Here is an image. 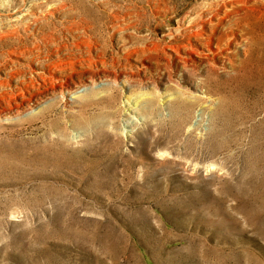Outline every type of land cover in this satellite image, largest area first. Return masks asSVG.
Here are the masks:
<instances>
[{"label": "rangeland", "instance_id": "obj_1", "mask_svg": "<svg viewBox=\"0 0 264 264\" xmlns=\"http://www.w3.org/2000/svg\"><path fill=\"white\" fill-rule=\"evenodd\" d=\"M0 264H264V0H0Z\"/></svg>", "mask_w": 264, "mask_h": 264}, {"label": "bare ground", "instance_id": "obj_2", "mask_svg": "<svg viewBox=\"0 0 264 264\" xmlns=\"http://www.w3.org/2000/svg\"><path fill=\"white\" fill-rule=\"evenodd\" d=\"M207 1V0H206ZM238 1V0H237ZM223 2V1H222ZM210 3V2H209ZM241 3V2H240ZM208 4V3H207ZM213 4H214V1H213ZM219 5V4H218ZM223 5V4H222ZM230 5V4H229ZM215 6H216V4H215ZM237 6V5H236ZM210 7V6H209ZM229 7V6H228ZM238 7H241V6H238ZM207 8V6L205 7V9ZM216 8V7H215ZM215 8H213V9H215ZM212 9V8H211ZM228 9V8H227ZM226 9V10H227ZM230 9H232V8H230ZM225 10V11H226ZM240 10V9H239ZM235 11V14H239V12L240 11ZM199 11H201V9L199 10ZM204 11H206V10H204ZM208 11H209V9H208ZM223 11V10H222ZM195 12H197V11H195ZM216 12V11H215ZM206 13V12H205ZM233 12H224L222 15H220L219 14V16L217 17V16H215V19H216V22L214 23V25H216V26H218V27H222L221 26V24L223 23V21L224 20H226L227 18H228V16L230 15V14H232ZM195 14V13H194ZM199 14V13H198ZM214 14V13H213ZM210 15V14H209ZM194 16V15H193ZM197 16V15H196ZM204 17H205V15H204ZM208 17V16H207ZM194 19H196L195 17H194ZM212 19V18H211ZM234 19H235V17H234ZM236 19H237V17H236ZM193 20V19H192ZM203 20V19H202ZM209 20V19H208ZM229 20V19H228ZM192 22V21H191ZM230 22V21H229ZM231 22H232V20H231ZM197 23V22H196ZM199 23V22H198ZM204 23V22H203ZM195 24V23H194ZM201 24V23H200ZM199 25V24H198ZM208 25V24H207ZM212 25V24H211ZM222 25H224V24H222ZM241 25V24H240ZM196 27V26H195ZM213 28V27H212ZM228 28H229V26H228ZM234 29H232V28H229V32H230V35L229 36H227L228 38H226L227 40H226V43L228 44L229 42H230V40L231 41H233V38H234V36H236L235 35V33L234 32H237V30H239V28H238V26H235V27H233ZM200 29V28H199ZM209 29V28H208ZM205 30V29H204ZM240 31H241V29H240ZM199 32V31H198ZM211 32H213L212 34L211 33H209L208 35L209 36H204L203 37V39H202V41L200 40H196V38H195V41L197 42H195V44H191V46L190 45H188L189 47H188V49L186 50V52H187V55L188 56H190V60L192 59V56H195V58L198 56V60L200 59V61L201 60H204V59H206L207 57H208V55L209 54H212L213 56H215V57H221V55L224 53V51H225V49L226 48H223L221 45H222V40H220V38H218V36L219 35H215V32L216 31H211ZM191 33V32H190ZM189 33V34H190ZM193 33H194V31H193ZM186 34V33H185ZM189 34H188V36H189ZM197 34V33H196ZM225 34V33H224ZM191 35V34H190ZM202 36V35H201ZM200 36V37H201ZM196 37V36H195ZM244 37V36H243ZM194 38V37H193ZM178 39V38H177ZM198 39V38H197ZM187 40H188V38H187ZM237 42V41H236ZM239 42V41H238ZM243 42V41H242ZM180 43V42H179ZM177 44V43H176ZM172 45V44H171ZM237 45V44H236ZM170 46V45H169ZM168 46V47H169ZM173 46V45H172ZM182 46V45H181ZM225 46V45H224ZM187 47V46H186ZM234 47V46H233ZM175 49H177V48H175ZM179 50L181 49H183V47H180V48H178ZM186 49V48H185ZM172 50V49H171ZM227 50V49H226ZM228 50H230V49H228ZM232 51V50H231ZM184 52V51H183ZM227 53V52H226ZM230 54V53H229ZM210 56V55H209ZM184 57V56H183ZM180 58V56H178L177 55V57H176V59H179ZM225 58V57H224ZM230 59V58H229ZM211 60V59H210ZM226 60V59H225ZM231 61V60H230ZM207 63V62H206ZM202 64V63H201ZM213 64V63H212ZM222 64V63H221ZM212 66V65H211ZM222 67V66H221Z\"/></svg>", "mask_w": 264, "mask_h": 264}]
</instances>
